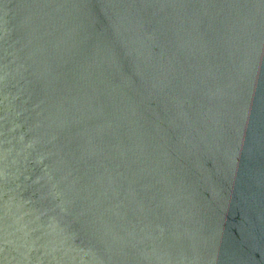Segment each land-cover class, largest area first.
Wrapping results in <instances>:
<instances>
[{"label": "water", "instance_id": "95a60500", "mask_svg": "<svg viewBox=\"0 0 264 264\" xmlns=\"http://www.w3.org/2000/svg\"><path fill=\"white\" fill-rule=\"evenodd\" d=\"M0 264H264V0H0Z\"/></svg>", "mask_w": 264, "mask_h": 264}]
</instances>
